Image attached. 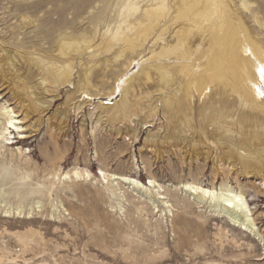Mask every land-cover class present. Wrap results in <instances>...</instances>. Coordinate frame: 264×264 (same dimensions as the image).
I'll return each mask as SVG.
<instances>
[{"label": "rangeland", "instance_id": "374dc122", "mask_svg": "<svg viewBox=\"0 0 264 264\" xmlns=\"http://www.w3.org/2000/svg\"><path fill=\"white\" fill-rule=\"evenodd\" d=\"M179 1H164L159 23L170 47L183 23L174 20ZM226 3L264 48V0ZM146 6L147 0H0V85L7 87L0 109L9 106L20 119L25 113L29 135L19 139L11 130L0 140V264H264V168L241 170L217 142L228 127L236 147L264 152V94L260 107L221 90L195 95L190 126L182 117L170 121L165 96L179 78L174 74L168 87L147 61L155 48L147 41L132 50L125 42ZM11 59L17 74L8 68ZM59 71L70 73L58 87ZM24 83L52 104L26 113L11 94ZM203 115L222 117L211 123ZM241 117L249 120L243 128ZM75 172L90 178L75 179ZM113 175L145 187L132 189ZM186 184L242 196L255 232L184 192Z\"/></svg>", "mask_w": 264, "mask_h": 264}, {"label": "bare ground", "instance_id": "6f19581e", "mask_svg": "<svg viewBox=\"0 0 264 264\" xmlns=\"http://www.w3.org/2000/svg\"><path fill=\"white\" fill-rule=\"evenodd\" d=\"M164 1L147 0L148 6L142 10V23L133 28L134 38L125 42L133 50L136 45L141 47L143 43L145 44L148 41L151 46L150 49L155 48L147 59V61L154 63L150 66V69L157 70L162 76V81L168 87L172 83L173 79L171 78L174 74L179 78L176 90L172 89L171 95L165 96V106L170 121L182 117L185 125L190 126L191 120L188 116L192 111L191 103L194 96L197 95L198 100L209 98L210 94L213 91L217 92V90H221L222 93L235 94L250 107H260L258 102L261 101V96L264 94V48L252 39L244 22L229 8L226 0H180L179 3L176 2L178 12L174 20L179 22L182 19L183 23L178 35H176L177 42L173 47L164 45L165 28L159 25L160 20L163 19ZM66 57L69 58V55H66ZM8 68L15 74L19 72L15 69L12 59ZM173 68L174 71L171 72ZM47 71L48 74L55 72L52 69ZM3 72L4 69L0 66L1 81H4L2 78ZM59 72L62 81L59 80L56 83L58 87L64 83L63 79H67L70 73L68 71ZM45 80H41L38 86H44L46 84ZM21 87L18 89L13 88L11 94L22 99V103L19 101L20 104L17 105L26 110V113L40 111L52 104V100L40 102L39 99L33 97L36 95L34 91L37 90V87L27 86V83L22 84ZM6 88L4 84H1L0 92ZM48 92L47 89L43 88V95ZM220 109L228 111L225 104H221ZM209 110L213 113L216 111L212 107V103L209 104ZM260 110L262 111V109ZM207 111V107H202L203 114ZM14 115H17V113L9 106L0 109V116L4 118L3 123L0 121V140H9L7 136L12 134L11 130L18 132L19 139L29 138L28 129L23 126L27 115L24 113L21 119L19 116L15 117ZM221 117L219 115L217 119L213 115L209 117L203 115L202 121L213 123L214 120H220ZM248 121L246 117L239 119L242 128ZM219 123L222 126L226 125L224 121H219ZM221 129L218 133L217 142L228 149L226 153L230 157L237 158L241 170L244 171L249 165L264 168V152L260 150L249 152L246 149V151L242 150L241 147H236L234 135L230 128L224 127ZM240 137L242 138V136ZM177 139L181 140L182 138L178 137ZM73 175L75 179L90 178L87 172L83 174L75 172ZM101 175L104 180H107L105 174L101 173ZM63 179H70V177L65 175ZM110 179L111 181L119 180L138 191L143 190L145 187L140 182L127 177L113 175L110 176ZM149 186L155 187L154 182L150 181ZM183 190L199 201L209 200L213 207L218 208L219 212L230 220L231 224L239 225L241 230L253 233L254 223L250 218V212L242 196L229 191L218 193L214 189H205L194 184H186L183 186ZM156 194L158 200H162L163 206L167 208L168 202L163 201L164 198L159 196L158 192Z\"/></svg>", "mask_w": 264, "mask_h": 264}]
</instances>
